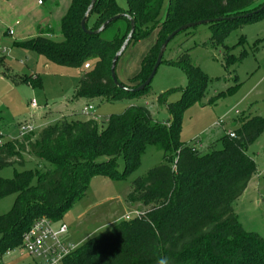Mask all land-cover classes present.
I'll return each mask as SVG.
<instances>
[{"label":"trees","instance_id":"obj_1","mask_svg":"<svg viewBox=\"0 0 264 264\" xmlns=\"http://www.w3.org/2000/svg\"><path fill=\"white\" fill-rule=\"evenodd\" d=\"M90 0H70L60 19V38L37 35L18 42L21 48L35 51L48 61L80 70L74 99L116 101L140 97L144 87L128 91L115 86L109 66L128 30L129 21L112 36L86 34L80 20ZM163 0H126L120 8L114 0H96L86 20L89 30L106 19L127 13L135 21L131 41L149 36L155 29L156 40L143 57L138 72L123 86L133 88L149 74L163 39L178 26L216 17L232 19L210 22L209 42L220 43L229 28L221 23L250 18L264 0H169L166 15L159 21ZM92 61L89 69L83 64ZM90 63V62H89ZM189 80L184 98L166 104L173 116L168 124L153 120L143 105H131L120 114H112L103 125L93 114L62 117L37 132H30L0 144V169L24 163V156L36 161L35 172L22 170L12 178L0 176V198L15 194L14 203L0 213V256L21 245L23 233L39 217L58 222L84 193L90 179L106 175L116 180L138 165L143 149L152 145L162 151L160 164L131 181L126 195L130 207L141 214L121 219L110 229L86 239L60 262L62 264H264V237L245 230L238 222L232 203L255 172V162L247 154L248 145L264 131V116L235 120L240 126L222 137V148L200 151L179 141L180 113L196 94L205 78L191 64L188 50L174 61ZM91 64V63H90ZM17 81L39 84L37 76L16 80L5 70L1 73ZM33 76V75H32ZM125 162L118 169L117 160Z\"/></svg>","mask_w":264,"mask_h":264},{"label":"rangeland","instance_id":"obj_2","mask_svg":"<svg viewBox=\"0 0 264 264\" xmlns=\"http://www.w3.org/2000/svg\"><path fill=\"white\" fill-rule=\"evenodd\" d=\"M114 1L118 7L126 8V0ZM43 2L44 7L50 5L49 7L57 10L62 4L68 5L69 0ZM25 3L30 16L26 21H29L39 15L40 11L36 7V0H26ZM168 3L169 0H163L159 21L164 19ZM50 12L52 13L49 16H45L46 21L50 28L57 30V13L53 10ZM119 21L121 20H117ZM221 24L230 27V30L220 43L209 42L208 23L188 28L175 35L167 43L161 63L140 97L111 102L96 99L85 102L74 100L80 77L78 68L50 62L36 52L15 46L13 41L18 34V25L12 20L8 23L0 22V58L6 65H0V74L7 70L16 80L24 76H37L39 81V84L34 85L21 81L16 83L0 75L2 140L6 142L18 137L19 121L30 123L34 132H37L54 123L60 114H71L73 109L79 110L78 117H85L86 114L80 110L88 105L91 109L87 113L98 117L103 125L110 115L120 114L131 105H143L149 110L153 120L170 124L173 122L172 114L165 104L159 105L156 99L163 94L166 104H177L184 98L189 80L185 72L170 61L176 60L183 51L188 50L191 64L205 80L196 94H189L190 101L180 113L179 141L192 144L200 151L207 150L208 145L215 150L221 149L225 131L240 126L235 120L264 116V12ZM123 26L122 22L113 24L105 30L104 36H112L115 30H121ZM9 31L15 35L8 34ZM156 31L155 29L149 36L128 44L115 65V75L120 82L126 83L128 78L138 72L143 57L152 43H155L156 37L154 40L152 34H156ZM53 38H60V34L56 32ZM89 62L92 66L93 62ZM32 99L35 101V108L30 106ZM219 119L223 120V124L217 125ZM246 152L255 162V172L242 194L233 201L232 207L238 222L245 230L264 237V131L248 145ZM161 161L162 151L147 145L140 154L137 167L124 177L114 180L106 175L93 176L84 195L60 219L68 230L58 235V240L65 247L75 248L85 241V236L91 237L110 229L113 226L111 221L120 215L134 217L133 210L138 208L130 207L126 202L131 181L143 176ZM117 163L118 169L123 170L124 159L120 157ZM35 167L36 161L24 156L22 165L5 166L0 169V176L12 178L22 170L35 172ZM14 199L15 194L1 197L0 213L8 212ZM80 214L82 216L76 219ZM8 251L10 250L5 252ZM22 255L24 254L12 252L2 258L7 261L15 260L13 264H37L46 261L43 257Z\"/></svg>","mask_w":264,"mask_h":264},{"label":"crops","instance_id":"obj_3","mask_svg":"<svg viewBox=\"0 0 264 264\" xmlns=\"http://www.w3.org/2000/svg\"><path fill=\"white\" fill-rule=\"evenodd\" d=\"M39 0H36V7L39 9V15H37L36 17L31 18L29 21H26V18L30 17L28 16V9L26 6V0H0V22L4 23L5 21L8 23L9 20L14 21V23L16 25H18L17 29H18V34H16V38H14L13 44L19 48H21L20 46L17 45L18 42H21L23 40H26L25 37L27 39L35 37L37 35H42V36H49V37H54V35H56V32H58L59 34V26L57 28V30H54L52 28L49 27V23L46 21L45 16H49V13L51 14L52 12H50L51 10H53V12H55V14L57 13V19L60 23V19L63 16V14L65 13L66 9L69 6L70 0L68 5H66V3L63 5H61L59 7V9L55 10L51 7H49L50 5H48L47 7H44V2L43 0H40V3H38ZM59 6V5H57ZM49 12H46V11ZM44 11V12H43ZM55 25V24H54ZM10 35H15L14 32L13 33H9ZM155 40V34H152ZM29 37V38H28ZM153 40V42H154ZM153 44V43H152ZM24 49V48H22ZM28 50V49H25ZM32 51V50H31ZM35 52V51H33ZM0 65H4V67H6L4 61L2 58H0ZM9 73V72H8ZM2 77L6 78L9 80V78H7L6 76H3L2 74H0ZM12 81V80H11ZM76 101L79 100H84L83 98H79V99H74ZM71 110V109H70ZM81 111V110H80ZM79 110L78 109H73L71 114H68L67 116L65 114H60L59 117L56 119L59 120L62 117H78L80 114L78 113ZM80 118V117H79ZM83 118V117H82ZM18 123V122H17ZM228 130H233L232 128L228 129ZM82 215H78L76 217V219L80 218ZM123 215H120L117 219H114L111 221V223H113L112 225H114L116 222H118L119 220L123 219L122 217ZM59 223H64L61 221L58 222H52V228L55 230L57 229ZM65 224V223H64ZM68 230V227H67ZM67 232V231H66ZM90 237L89 236H85L83 239L86 240ZM79 241H82V239H80ZM12 252H16L18 254H24L22 256H26L27 254L25 252H23L19 247H16L8 252H4L1 256H0V264H13L15 262V260H9L6 261L4 260V258H2L3 256H7L9 253ZM62 264V262H60ZM38 264V263H37Z\"/></svg>","mask_w":264,"mask_h":264},{"label":"built area","instance_id":"obj_4","mask_svg":"<svg viewBox=\"0 0 264 264\" xmlns=\"http://www.w3.org/2000/svg\"><path fill=\"white\" fill-rule=\"evenodd\" d=\"M40 3V0L38 1ZM11 33V31H9ZM91 64L89 62L83 64L84 69H89ZM32 108L36 107L35 101L32 99L30 102ZM91 109L88 105L81 110V113L88 114L87 110ZM237 113V111H235ZM223 124V120L219 119L217 125ZM18 136L34 131L32 125L26 121L18 122ZM225 133L233 137L232 130H226ZM3 142L2 134L0 132V144ZM134 217L139 216L141 212L138 209L133 210ZM133 218V217H132ZM123 219H130V217L123 216ZM67 226L64 223H59L57 229L52 228V221L44 216L37 218L31 226L23 233L20 249L27 255H35V257H43L46 259L44 263L38 264H56L67 255L73 247H65L59 240L58 235L65 233Z\"/></svg>","mask_w":264,"mask_h":264},{"label":"water","instance_id":"obj_5","mask_svg":"<svg viewBox=\"0 0 264 264\" xmlns=\"http://www.w3.org/2000/svg\"><path fill=\"white\" fill-rule=\"evenodd\" d=\"M95 2H96V0H90L89 1V4L86 7V10L83 13L82 18L80 20V28L84 33H86V34H99L105 29V27L108 24H110L111 22H113L117 19H120V18H126L129 21V30H128L124 40L122 41L121 45L119 46L118 50L111 57L110 66H109L110 78H111L113 84L115 86H117L118 88L128 90V91L141 90L150 83V81L152 80V78L156 72L157 67L161 63L162 56H163V53L166 49L167 43L175 35H177L178 33L182 32L188 28H191V27H194V26H197L200 24H206V23H210V22H217V21H222V20L234 18V17H216V18H211V19H200V20L188 22V23H185V24L178 26L173 31H171L161 42V44L158 48L156 57H155V61L152 65V68H151L149 74L147 75L146 79L141 84H139L138 86L133 87V88H128V87L123 86V84L116 78L115 65H116L117 60L119 59V57L122 55V53L124 52V50L126 49V47L129 44V41H130L131 36H132L134 29H135V21L127 13H118V14H115V15L109 17L108 19H106L98 28H96L94 30H89L86 27V20H87L88 15L90 14ZM263 7H264V5L261 6L259 9L255 10L253 12L247 13L243 16H248V15H251L253 13H256V12L260 11L261 9H263Z\"/></svg>","mask_w":264,"mask_h":264},{"label":"clouds","instance_id":"obj_6","mask_svg":"<svg viewBox=\"0 0 264 264\" xmlns=\"http://www.w3.org/2000/svg\"><path fill=\"white\" fill-rule=\"evenodd\" d=\"M158 264H165V261H164V260H160V261L158 262Z\"/></svg>","mask_w":264,"mask_h":264}]
</instances>
